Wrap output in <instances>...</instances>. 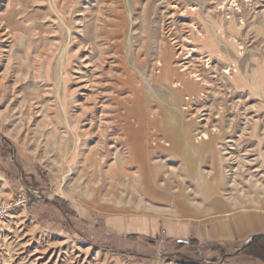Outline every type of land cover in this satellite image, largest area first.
<instances>
[{"label":"rangeland","instance_id":"rangeland-1","mask_svg":"<svg viewBox=\"0 0 264 264\" xmlns=\"http://www.w3.org/2000/svg\"><path fill=\"white\" fill-rule=\"evenodd\" d=\"M0 17L10 19L14 34L8 60L0 42V264H34L37 257L38 264L250 263L223 256L216 246H169L167 231L221 220L224 209L227 218L264 213V0H0ZM188 49L193 59L204 58L197 64L212 86L202 100L185 96L175 107L155 68L160 60L180 68ZM119 75L142 86L144 113L129 118L132 129L154 135L152 119L174 123L178 113L195 137L190 147L198 163L190 170L161 130L159 146L137 150L149 167L152 195L131 145L120 143L99 151L106 163L92 187L105 184L95 198L86 186L90 164L87 177L78 171L87 151L98 150V139L76 147L71 127L78 125L81 138L82 105L96 95L108 106L107 138L116 141L120 132L110 125ZM200 131L214 137L220 156L214 194L202 188L219 170L206 151L199 161ZM113 157L129 160L126 176H110ZM121 222L139 231L122 233ZM28 244L29 253L20 255Z\"/></svg>","mask_w":264,"mask_h":264},{"label":"bare ground","instance_id":"bare-ground-1","mask_svg":"<svg viewBox=\"0 0 264 264\" xmlns=\"http://www.w3.org/2000/svg\"><path fill=\"white\" fill-rule=\"evenodd\" d=\"M10 26H11V22H10L9 18L8 19L6 18V22H5V19L2 20V18L0 17V42L3 45L2 46L3 61L5 59L8 60V58H10V55L13 51L14 34H13V31L10 28ZM234 40H236V39H234ZM181 48L187 49V47L183 44L181 45ZM6 53H7V56H6ZM193 53L194 52L192 50H190V49L187 50L188 55L186 57V62H184L180 68L173 67L171 60H169V61L160 60L157 62L158 67H156L155 70L157 71L159 69V71H160L159 75L157 76V79H158V81H162V82L164 81V82L168 83V85L170 86V90H171L172 97H173L172 103H173V105H175V107H178V99H182L185 96H188V97L193 96V97H196L198 100H202V97L204 96V93H205L204 90L207 87L211 88V86H212L211 81L205 76L204 72L201 70V67L200 66L198 67V64H197V63H199V65L203 66L204 58H199L198 60H195V59H193L194 58ZM209 61L210 60H207L205 62H209ZM110 69H112V68H110ZM210 70L215 71V68H212V66H210ZM119 77H120L119 80H120L121 85L116 87V93L118 94L116 107H115L116 108V112H115L116 114L113 115V117H112L113 123H112V125H110V126H112L113 129L115 128V130H118L120 132L117 135L118 137L116 138V141L110 143V141L107 138V132H106L107 130H105V129L107 128L106 126L108 124H107V121H105V123H103L102 117H104L108 113L107 112L108 106H106V103L104 101H101L102 99L99 100L96 95H91V96L87 97L86 100L89 101L90 103H88V105L87 104L82 105L81 110L83 111V114L79 117V119L81 120V124H82V122L87 121V122H85L86 124L83 126V128H81L82 129V137L80 138V136L78 134V129H79L78 125L71 127V131L73 132V138H74V141L76 143V147L79 146L80 141L83 142L87 139H98L97 143H96L98 145L97 146L98 150L89 149L87 151V153L84 155L82 167H81V169H79L80 171H78L79 176L87 177L90 174V173H88V169H87L88 168L87 164H90L89 166L93 169V173H92V175H90L88 183L86 186L88 188H90L89 193L93 194L95 198L100 196L105 183L103 182V184H101L100 187L97 186V188L92 187V181L95 179V177H96L95 175L97 173H100V171L102 170L101 165L106 163V157H101V154L99 151L117 150V148L119 147V144L125 142V144L131 145L132 151L134 152V155H135L134 163L137 164L138 166L140 165L142 167V171H143L142 178L144 181L145 191L147 193L155 195V193H157V191L154 188V183L150 182L151 180L147 182L148 176H147L146 169L149 167H148V165L145 164V162L143 160H140L139 158H137V150L140 149L141 151L142 150L144 151V149H146V147H148V146H150V147L159 146V140H158L157 134L160 133V131L162 130V132L165 133V136H167L166 137L167 138L166 143L170 146V149L173 150L175 153L177 152V154H179L181 156V158L183 160H185L189 169L193 170L197 166L198 158L195 156L194 153H192L190 143H192V142L195 143L194 142L195 137L193 138L191 136V132L189 130V127L186 128L182 125V121L180 120L178 113H176V115H175L176 122H174V123H169V121L162 123V122H160V120L158 118L152 119L150 122L156 128V134H154V135L146 134L143 131L142 132L134 131L132 129L131 123H129L128 120L132 115H135V114H139V115L143 116V113H144L143 112L144 111L143 110L144 109L143 98L140 97V92L142 91V86L140 87V85H137L138 83L135 82V77H132V76L126 77V76H121V75H119ZM247 83H248V80H247ZM84 86H82V87H84ZM125 93H131L130 97L128 98L127 101H125L123 98H120L121 95L125 94ZM91 102L93 104H91ZM184 105H186L187 109L191 107V105L188 104V102H186ZM210 112L211 111H209V114L206 115L207 116V117H205L206 119H204V121L207 123V126H208V124H210V119L212 116V115L210 116ZM194 117H195V115H194ZM201 121H203V120H201ZM102 124L104 126L103 128L100 126ZM204 126H206V125H204ZM198 135L200 137H202V143L201 144L203 146H205L203 148L205 150L201 151V154H200L201 157L199 156V161L205 157L206 153H208V154H211L212 158L216 161V163L218 165L219 172L214 174V177L211 181L207 182L205 180H202V184H203L202 188H205V190H207L208 193L210 192V194H214L217 191V186L219 184L220 176H221L220 156H219L217 150L214 149V137L212 135H209V134H207V132H204V131H200ZM50 136H52V134ZM122 136H124V137H122ZM53 138H55V137H53ZM65 140L68 141L69 138H67ZM61 141H62V139H61ZM228 143H231V141H229ZM63 144H65V143H63ZM58 145H60V144H58ZM66 148H68L67 144H66ZM80 151H81V149H80ZM204 151H206V153ZM79 154L80 153H78L75 150V152L73 153V160L74 161L78 160ZM105 154H106V152H105ZM223 155L228 156V155H231V153L226 151ZM112 159L114 161L110 165L109 170H108L110 173V176L115 177V178L117 177L118 179H119V177L126 176V165L130 163L129 160L124 161V159H122L120 157H113ZM228 159H231V158L229 157ZM235 159H236V157H235ZM236 161L238 163L240 160L238 161V159H236ZM244 162H246V161H244ZM241 168H243V167H241ZM101 175L103 176V174H101ZM112 187H114V186H112ZM28 246H29V244L22 247L20 255L29 253ZM32 256H34V254L29 255V257H32ZM39 260H40V257H37L36 259H34L32 261V263L38 264L40 262ZM55 264H58V263L56 262Z\"/></svg>","mask_w":264,"mask_h":264},{"label":"crops","instance_id":"crops-1","mask_svg":"<svg viewBox=\"0 0 264 264\" xmlns=\"http://www.w3.org/2000/svg\"><path fill=\"white\" fill-rule=\"evenodd\" d=\"M226 210L225 218L209 224L187 225L186 222L170 226L167 244L172 247L184 244L200 251L216 246L223 256L234 261L248 257L249 264H264V213L250 211L227 218L230 214ZM117 225L122 233L139 231L124 222Z\"/></svg>","mask_w":264,"mask_h":264}]
</instances>
